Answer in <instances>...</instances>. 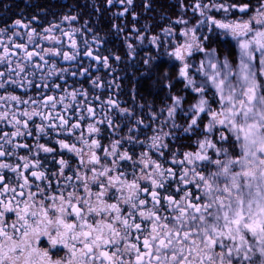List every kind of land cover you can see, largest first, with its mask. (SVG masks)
<instances>
[{"label":"snow or ice","instance_id":"snow-or-ice-1","mask_svg":"<svg viewBox=\"0 0 264 264\" xmlns=\"http://www.w3.org/2000/svg\"><path fill=\"white\" fill-rule=\"evenodd\" d=\"M107 2L112 4L113 0ZM120 2L124 3L125 0ZM127 3L130 5L132 0H127ZM237 7L241 13L250 10L248 4H202L196 0L192 9L204 19L182 31L181 36L186 38L185 41L169 53L181 62L179 76L186 82L185 88L195 94L194 102L184 111L189 119L184 133L196 134L201 121L207 117L200 132L203 138L194 142L196 149L184 152L180 159L176 158L177 153L172 154L171 163L180 165L179 173L172 167L165 169L148 152H143L138 162L142 165L139 175L134 172L132 179H129L127 173L120 171L119 162L131 160L132 157L127 151L119 152L120 140L109 148H103V157L95 151L102 148L100 142L85 138L83 133L79 137L83 147L58 140L61 150L80 158L73 175L66 178L71 183L62 188L57 185L56 189L52 188L51 183L47 189L36 185L37 191H31L28 177L19 172L23 183H19L22 191L17 193L15 188L3 184L4 176L0 175V184L3 185L0 187V197L8 192L13 194L7 202L0 198V264H264V0L248 20L226 22L205 12L214 8L217 12L223 10L227 13L230 8ZM176 23L187 24V21L178 19ZM205 23L209 31L214 26L221 35L230 36L236 42L239 49V62L236 65L227 57L220 60L215 49H207L205 41L209 37L204 35L201 39L197 35V29ZM16 25H21V22L16 21ZM189 34L190 40L187 39ZM64 35L71 40L70 34ZM45 38L56 39L54 36ZM28 39L32 40V33ZM71 43L75 48V40ZM16 48L25 49L26 46L16 44ZM194 51L204 54L199 66L187 60ZM47 54L58 56L60 52L53 49ZM7 55L6 48L0 60L7 58ZM85 55L98 61L100 59L93 56L91 50ZM33 56H39L41 61L47 63L44 55L35 51L26 52L25 59L32 61ZM63 58L71 60L75 57L65 52ZM103 63L105 67L109 66L107 57L103 58ZM34 67L41 68L42 65L36 64ZM17 68L18 76L25 71L20 64ZM193 68L202 77L199 81L190 75ZM2 87L4 85L0 83ZM210 91L215 106L207 98ZM72 98L75 99V94ZM3 99L5 97H0V100ZM7 99L29 103L19 100L17 96ZM171 99L165 123L171 121L172 128H178L175 116L181 109L183 97L172 96ZM109 103L116 107L114 101L110 100ZM43 104L45 107L50 104L54 109L56 100L53 96H47ZM87 111L94 115L92 107ZM21 115L28 118L23 123L25 129L33 117L39 116L43 121L50 119L42 111L36 110L25 111ZM6 117L7 113L0 114V120ZM13 120L14 127L20 124L15 114ZM59 121L58 125L37 124V134L44 133L45 127H50L63 129L71 136L75 129L81 127L79 122L69 127V121L64 116H60ZM108 123L111 124V121ZM98 131L93 124L88 125L89 137ZM216 132H219V144L215 139ZM154 133L150 138V148L162 157V149L168 147L163 138L170 133L162 130H154ZM226 133H230L231 137ZM21 134L17 128L12 136ZM27 135L32 133L29 131ZM0 139L11 143L7 133ZM37 147L45 153L54 151L43 144ZM210 153H214L215 158ZM12 155L0 144V157ZM20 159L24 161V169H36L40 164L39 160L32 163L27 156ZM58 163L59 173L64 176L68 161L61 159ZM19 168L20 165L13 167L0 162V169L17 172ZM30 175L36 180L47 179L44 172L39 170L31 171ZM73 179L75 182H72ZM173 181L176 183L175 191L163 195L159 190L166 186L171 188ZM191 186L195 187V191ZM26 188L28 191H23ZM11 214L15 219L9 223ZM42 238L48 242L43 249L38 246ZM62 250L65 255L54 258ZM126 256L128 259H124Z\"/></svg>","mask_w":264,"mask_h":264},{"label":"flooded vegetation","instance_id":"flooded-vegetation-1","mask_svg":"<svg viewBox=\"0 0 264 264\" xmlns=\"http://www.w3.org/2000/svg\"><path fill=\"white\" fill-rule=\"evenodd\" d=\"M71 17L74 16L50 22L32 17L23 18L19 20L21 25H16L15 21L10 26L0 29V56H4L5 49H8L7 58L0 60V72L3 73L0 76V83L4 85L0 88V97H5L0 100V114L7 113V117L0 120V137L7 133L8 139L11 141V143H6L0 139V144L3 145L5 151L13 153L12 156L0 157V162L8 163L13 167L20 165L17 172L0 169V175L4 176L3 184L15 188L17 193L22 191L19 188V183H23V177L18 176L19 172H23L28 177L31 182V191H37L36 185L47 189L51 183L52 188L56 189L57 185L62 188L65 184L71 183L66 178L73 175L79 166L80 158L67 150H61L57 141L65 140L70 144L76 143L77 147H83L79 140L81 133L85 138L97 139L100 142L102 148L95 151L101 157L104 155L103 148H109L115 141L120 140L119 152L127 151L132 157L131 160L119 162L120 171L127 173L129 179H132L134 172L139 175L142 165L138 162L143 152H148L151 158L163 164L165 169L172 167L179 173L180 165L171 163L172 154L177 153L176 158L180 159L183 153L189 149L179 147L178 139L181 137V130L177 131V128H172L171 121L165 123L167 109L172 103L171 98L176 96L178 69L175 65L178 60L169 55L178 46L175 42V35H166L162 43L158 40L153 42V37H150L146 41L147 44H144L143 40L139 45L122 44L118 41L115 42V40H119L116 36L103 35L90 28L87 22H82L76 17L71 19ZM48 29L51 31H47ZM30 33H32L31 41L28 39ZM65 33L70 34L71 40L69 36L64 35ZM52 36L56 39L45 38ZM72 40H75V48L72 47ZM16 44H23L26 48L18 49ZM53 49L58 50L60 55L47 54L49 50ZM89 50L92 51L93 56L100 57L99 61L85 55ZM32 51L44 55V60L47 63L41 61L39 56H33L32 61L26 60V52ZM65 52L75 58L64 60ZM149 53L152 54L151 57L148 56ZM104 57L108 58V67L104 66ZM145 61H148L147 64L156 66H146L144 65ZM18 64L25 67V71L19 76L17 75ZM36 64H40L42 67L35 68ZM62 69H67V71H61ZM49 72L52 74L49 75ZM10 81H15V83ZM182 82V84L186 83L183 79ZM45 84L48 86L45 87ZM37 85L40 86L37 87ZM73 94H75V99L72 98ZM10 96H17L19 100H27L29 103L23 104L7 99ZM47 96L55 98L56 107L54 109L50 104L47 107L43 104V99ZM62 97L64 98L63 102H61ZM110 100L115 102L116 107L109 103ZM184 100L183 96L182 103ZM31 101L37 103L32 104ZM188 103H190L189 100L186 104ZM89 107L93 108L94 115L88 113ZM122 109L128 111L122 112ZM33 110L42 111L50 119L43 121L39 116L33 117L32 121L35 123L28 121L29 126L25 129L23 123L28 118L21 113ZM13 114L20 121V124L15 127L13 126L15 123ZM60 116L68 119L69 127L77 122L81 127L75 129L71 136L67 135L63 129L50 127H45L44 133L37 134V124L58 125ZM109 120L111 124L108 123ZM138 121H142V123H138ZM177 121L178 118L175 116L176 124ZM89 124H93L99 129L98 132L92 133L91 137L88 133ZM17 128L22 134L12 136ZM154 130L170 133L163 138V142L168 147L162 149L164 152L162 157L150 148V138L155 134ZM29 131L32 133L30 136L27 135ZM39 144L51 147L54 151L45 153L38 149L37 145ZM16 145H28V147H16ZM87 151L85 148V152ZM24 156H27L32 163L39 160L40 164L36 169H24L22 167L24 161L20 159ZM87 158L86 155L85 159ZM61 159L67 160L69 165L64 169V176L59 173L58 161ZM134 162L136 163L134 164ZM35 170L44 172L47 179L36 180L30 175L31 171ZM83 171L81 169L82 173ZM72 182H75L74 179ZM2 186L0 184V187ZM175 187L176 183L173 181L171 188L166 186L165 189L159 191L163 195H168L175 191ZM191 187L195 191V187ZM23 191L27 192L28 189H23ZM12 195V192H8L0 198L7 202ZM18 199L23 198L18 197ZM13 203L15 202L13 201ZM148 206L151 207V204ZM14 219V214H11L8 222L11 223ZM133 242H135L134 239ZM38 246L41 249L47 247V239L42 238L41 242H38ZM64 255L65 252L62 250L54 258ZM124 259H128V257L126 256Z\"/></svg>","mask_w":264,"mask_h":264},{"label":"trees","instance_id":"trees-1","mask_svg":"<svg viewBox=\"0 0 264 264\" xmlns=\"http://www.w3.org/2000/svg\"><path fill=\"white\" fill-rule=\"evenodd\" d=\"M206 2L209 3L208 1ZM220 2H225L230 5L236 4L238 6L248 4L250 9L253 10L256 7L254 4L258 3V0H220ZM194 3V0H132L122 22L116 18L114 12L117 10L112 5L109 6L107 0H0V29L10 26L17 20L30 16L40 20L47 19L49 21L76 16L80 21L87 22L90 28L91 25H96L98 28L92 29L99 32L101 30L108 31L114 25L122 28L123 24L130 23L137 29H141L140 32L146 33L144 34L143 41H147L150 37H153L162 43L165 35L161 31V27L164 28L165 24L168 27V24H171L170 21L173 19L191 18L188 11H190ZM97 5L98 8H96ZM206 14H209V12L207 11ZM133 17L135 19L131 20L130 18ZM196 18L197 20L200 19L199 17L193 16L187 28L196 26L194 22ZM171 28L176 32L175 40L180 37L179 31L181 29L186 30V27L178 23L171 25ZM206 42L209 46L211 43L212 47L215 46L219 53L225 54L230 62L235 63L236 53L230 39H225L221 42L219 37L212 32ZM148 56L151 57L152 54L149 53ZM169 60L174 61L172 59ZM144 65L156 66L147 63ZM160 66L163 65L160 64ZM175 66L178 69V66ZM176 96H184L185 100L182 103L184 108L187 106L186 103L188 100H192L193 102L195 98L190 97L188 92L182 89V84L179 82L176 83ZM182 121V118L178 119L179 123ZM178 143H180V148H186V140L182 138L178 139Z\"/></svg>","mask_w":264,"mask_h":264},{"label":"rangeland","instance_id":"rangeland-1","mask_svg":"<svg viewBox=\"0 0 264 264\" xmlns=\"http://www.w3.org/2000/svg\"><path fill=\"white\" fill-rule=\"evenodd\" d=\"M206 1H208L209 3H207ZM194 2L196 3V0H194ZM200 2L202 3V4H211V3H216V4H225V5H229L230 6V4H228V3H225V2H220V0H211V1H209V0H200ZM262 2V0H258V3H256V4H254L256 7L252 10V9H250L249 11H247L246 13H241L240 11H239V8L237 7V8H234V9H232V8H230V10H229V12H227V13H225L223 10H220L219 12H217L214 8L211 10V11H208V10H205V12H209V14H206V15H211V16H213L214 18H216V19H222V20H225L226 22H231V21H234V20H248L251 16H253L255 13H256V11H257V9L259 8V5H260V3ZM114 3V2H113ZM112 3V4H113ZM194 3V4H195ZM193 4V5H194ZM125 5H129L128 3L127 4H125ZM110 6V5H109ZM118 6H120V7H122L123 6V4H121V3H117V5H116V7H118ZM191 8V7H190ZM128 12V10L127 11H124V10H117V11H115L114 13H115V16H116V18L117 19H119V20H121L122 22H123V19H124V17H125V15H126V13ZM121 13H123L122 15H121ZM188 13H189V15H190V17L191 18H189V19H186V18H184V20H186L187 21V24H183V23H178L179 25H183L184 27H186V29H187V25L190 23V21H191V19L193 18V16L194 17H199L200 19L199 20H197V18L196 19H194V22H195V25H197V23H198V21H200V20H202V19H204V17H201L200 15H199V12H196V11H193V9L191 8L190 9V11H188ZM131 20H133V19H135V17H133V18H130ZM177 21V20H176ZM170 23L172 24V25H175V24H177L176 22L175 23H173V21H170ZM123 27L121 28H118V26L117 27H115L114 26V30L116 31V30H118V31H120V33L121 34H126V33H129V37H131L133 34H135V35H138V36H144V34H146L145 32H140L141 31V29H137L136 27H134V26H132L131 28H128L127 27V25L126 24H123L122 25ZM213 29L215 30V27H213L212 26V31H209V26L207 25V23H205V24H203L202 26H200L199 27V29H197V31L198 30H204V31H206V32H208V34H211V32H213ZM218 30V29H217ZM167 31H168V29H167ZM182 31H184V30H182L181 29V31H179V33H180V37L178 38V39H176L175 40V42L177 43V45L178 44H180V43H183L184 41H185V37H183V36H181V32ZM162 32H163V30H162ZM175 31L173 30V31H169V32H164L163 34L166 36V35H175V37H176V32L174 33ZM219 32V34H217ZM198 33V32H197ZM215 34L216 35H219V36H221V37H223V39H230L231 40V43H232V46L234 47V49H235V53H236V61H235V63H232L233 65H236L238 62H239V49H238V46H237V44H236V42L234 41V40H232L231 39V37L230 36H223V35H221V33H220V30L219 31H217V32H215ZM187 39H191V34H189V37L187 38ZM144 44H147L146 43V41H144ZM205 44H206V47H207V49H209V50H211V49H215L216 50V54H217V56L219 57V59L220 60H223L225 57H226V55L225 54H222V53H219L218 51H217V48L214 46V47H212V45H211V43H210V46H209V44L208 43H206L205 42ZM257 56H258V54H257ZM203 57H204V54L203 53H200V52H198V51H194L193 52V55L189 58H187V60H188V62L190 63V64H194V65H196V66H199V64H200V61L203 59ZM178 63H176L177 64V66H178V71L177 72H179V70H180V67L182 66L181 65V62L180 61H177ZM190 75H193L194 76V78L197 80V81H199L200 79H202V77L201 76H199V74H196L195 73V69L193 68V69H190ZM208 94H210V97H208V99H209V101H210V104H212L213 106H215V99H214V97H212V92L210 91ZM206 120H207V117H205V119H204V121H201V123H200V129H198L197 130V132H196V134H191V133H184V131H183V129H184V127H186L187 126V124H181V123H179L178 121H177V125H179V127L177 128V131L178 130H181V133H180V139L182 138V139H184V140H186V143H185V146H186V148H189V151H194L195 149H196V144L194 143L196 140H198V139H202L203 137L200 135V132H202V130H203V125H204V123L206 122ZM188 122H189V120H188ZM187 122V123H188ZM181 125V126H180ZM186 125V126H185ZM227 135H229L230 137H231V134L230 133H226ZM194 136V137H193ZM215 139H216V141H217V143L219 144L220 143V141H219V132H216L215 133ZM231 140L229 141V144H231ZM191 148H193L194 150H192ZM236 151L238 152V149H236ZM212 156H213V158H215V154L214 153H210ZM214 170V169H213ZM255 244V242L253 241V245Z\"/></svg>","mask_w":264,"mask_h":264},{"label":"bare ground","instance_id":"bare-ground-1","mask_svg":"<svg viewBox=\"0 0 264 264\" xmlns=\"http://www.w3.org/2000/svg\"><path fill=\"white\" fill-rule=\"evenodd\" d=\"M113 4H108V5H112L113 6V8L115 9V10H125V8H129V5H125V4H127V0H125V2L124 3H121L120 2V0H113ZM117 3H121V4H123V6L122 7H120V6H118V7H116V5H117ZM96 8H98V5L96 6ZM76 14V13H75ZM32 16H30V17H27V18H31ZM74 17H76V16H74ZM33 19H38V18H36V17H32ZM173 21V23H175L176 22V20L175 19H173L172 20ZM45 22H50L49 20H45ZM126 25H127V27L128 28H131L133 25H131L130 23H126ZM171 25L172 24H168V27H167V25L165 24V26H164V28L163 27H161V29L163 30V33L164 32H169V31H171L173 28H171ZM112 26H113V24H112ZM115 27H117L116 25H114ZM114 26L113 27H111V28H109V30L107 31H103V30H101V32H102V34H106V35H112V36H116L117 38H119V40H115V42H120V43H122V44H126V43H129V44H136V45H139L141 42H142V40H144L143 39V37L144 36H138V35H135V34H133L131 37H129V33H126V34H121L120 33V31H118V30H114L113 28H114ZM91 28H95V29H97L98 27L96 26V25H94V26H92L91 25ZM118 28H120V27H118ZM167 29H168V31H167ZM161 30V31H162ZM159 31V30H158ZM217 31H219V30H217V29H213V32L215 33V32H217ZM212 33V32H211ZM217 34H219V32L217 33ZM197 35L198 36H200L201 37V39H203V36L204 35H207L208 37H209V35L210 34H208V32H206V31H204V30H199L198 31V33H197ZM218 37H219V39H220V41L221 42H223L225 39H223V37H221V36H219V35H217ZM206 42V41H205ZM207 43V42H206ZM176 82H179L180 84H182L183 82H182V78L179 76V72H177V81ZM182 89L183 90H186L187 92H188V94H190V97L192 96V97H195V94L191 91V89H188V88H185V84H182ZM208 97H210V94H208V96H207V98ZM194 102V101H193ZM192 102V100L190 101V103H188L187 104V106H185V108L183 107V104H181V109H178V111H177V114H176V116H177V118L179 119V118H182L183 119V121L181 122V124H187V122H188V117H186L185 115H184V111L185 110H187V108L193 103ZM181 126V125H180ZM186 126V125H185ZM189 149V148H188ZM192 150H194V149H192Z\"/></svg>","mask_w":264,"mask_h":264},{"label":"water","instance_id":"water-1","mask_svg":"<svg viewBox=\"0 0 264 264\" xmlns=\"http://www.w3.org/2000/svg\"><path fill=\"white\" fill-rule=\"evenodd\" d=\"M16 26V25H15Z\"/></svg>","mask_w":264,"mask_h":264}]
</instances>
